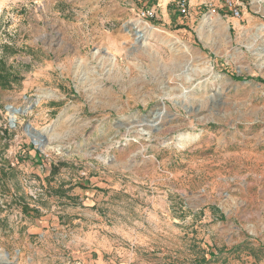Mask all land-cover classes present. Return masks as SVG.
<instances>
[{
    "label": "rangeland",
    "instance_id": "obj_1",
    "mask_svg": "<svg viewBox=\"0 0 264 264\" xmlns=\"http://www.w3.org/2000/svg\"><path fill=\"white\" fill-rule=\"evenodd\" d=\"M178 1L0 0V264H264V1Z\"/></svg>",
    "mask_w": 264,
    "mask_h": 264
},
{
    "label": "built area",
    "instance_id": "obj_2",
    "mask_svg": "<svg viewBox=\"0 0 264 264\" xmlns=\"http://www.w3.org/2000/svg\"><path fill=\"white\" fill-rule=\"evenodd\" d=\"M228 3L231 5V2L228 0ZM177 11L180 16H185L189 13L190 10V3L188 0H179L177 2ZM236 16L239 15V12L235 10ZM138 17L142 22H150L156 19L157 17V10L154 8H146L142 9L138 13Z\"/></svg>",
    "mask_w": 264,
    "mask_h": 264
},
{
    "label": "water",
    "instance_id": "obj_3",
    "mask_svg": "<svg viewBox=\"0 0 264 264\" xmlns=\"http://www.w3.org/2000/svg\"><path fill=\"white\" fill-rule=\"evenodd\" d=\"M7 110H8V112H10V124L11 125H14L15 124L16 115H25L27 113V110L26 109H15L12 106L7 107ZM27 128L29 129V135L32 138V142L35 145H38L40 147H43L44 146V143L46 141V137L42 133H40V132H34V130L31 129L30 127H27ZM35 138H37L39 140V142H37ZM6 257H7V255H6Z\"/></svg>",
    "mask_w": 264,
    "mask_h": 264
},
{
    "label": "trees",
    "instance_id": "obj_4",
    "mask_svg": "<svg viewBox=\"0 0 264 264\" xmlns=\"http://www.w3.org/2000/svg\"><path fill=\"white\" fill-rule=\"evenodd\" d=\"M0 71V87L3 89L9 88L10 85H13L16 81H18L16 78H13V81H11V73L5 70L4 67H2Z\"/></svg>",
    "mask_w": 264,
    "mask_h": 264
},
{
    "label": "bare ground",
    "instance_id": "obj_5",
    "mask_svg": "<svg viewBox=\"0 0 264 264\" xmlns=\"http://www.w3.org/2000/svg\"><path fill=\"white\" fill-rule=\"evenodd\" d=\"M260 1H264V0H260ZM153 30H154L153 28H149L146 26L137 27V30L135 32L136 41L140 42L149 32H151Z\"/></svg>",
    "mask_w": 264,
    "mask_h": 264
},
{
    "label": "crops",
    "instance_id": "obj_6",
    "mask_svg": "<svg viewBox=\"0 0 264 264\" xmlns=\"http://www.w3.org/2000/svg\"><path fill=\"white\" fill-rule=\"evenodd\" d=\"M161 11H162L163 13H165V15H166V13H167L166 10H161Z\"/></svg>",
    "mask_w": 264,
    "mask_h": 264
}]
</instances>
